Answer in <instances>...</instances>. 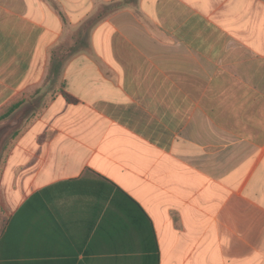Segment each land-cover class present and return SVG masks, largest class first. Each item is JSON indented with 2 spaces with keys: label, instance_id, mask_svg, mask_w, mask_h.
<instances>
[{
  "label": "crops",
  "instance_id": "obj_1",
  "mask_svg": "<svg viewBox=\"0 0 264 264\" xmlns=\"http://www.w3.org/2000/svg\"><path fill=\"white\" fill-rule=\"evenodd\" d=\"M21 102L0 264H264V0H0Z\"/></svg>",
  "mask_w": 264,
  "mask_h": 264
},
{
  "label": "water",
  "instance_id": "obj_2",
  "mask_svg": "<svg viewBox=\"0 0 264 264\" xmlns=\"http://www.w3.org/2000/svg\"><path fill=\"white\" fill-rule=\"evenodd\" d=\"M30 112L31 109L29 107L25 108L14 117L0 123V154L7 140L14 132L19 130Z\"/></svg>",
  "mask_w": 264,
  "mask_h": 264
},
{
  "label": "rangeland",
  "instance_id": "obj_3",
  "mask_svg": "<svg viewBox=\"0 0 264 264\" xmlns=\"http://www.w3.org/2000/svg\"><path fill=\"white\" fill-rule=\"evenodd\" d=\"M129 2H133V1H135V0H128ZM89 24V23H88ZM86 33L88 34V30L87 31H85L84 32V30H79V31H72V42H71V44L70 45H65L63 48H64V56H65V58L68 56V53L70 54V55H72L76 50H78V48L81 46L77 41H76V39H73V38H78V37H83V38H85L86 37ZM17 113H19V111L17 112ZM16 113V114H17ZM23 125V124H22ZM22 125H21V127H22ZM21 127L19 128V130L21 129ZM6 144H7V142H6ZM5 146V145H4ZM10 146L9 145H7L6 147H5V149H3L2 150V152H1V154H0V165H1V163H2V159H3V155H4V153L8 150V148H9ZM4 148V147H3ZM7 149V150H6ZM3 221H2V218L0 217V226L3 224L2 223Z\"/></svg>",
  "mask_w": 264,
  "mask_h": 264
},
{
  "label": "trees",
  "instance_id": "obj_4",
  "mask_svg": "<svg viewBox=\"0 0 264 264\" xmlns=\"http://www.w3.org/2000/svg\"><path fill=\"white\" fill-rule=\"evenodd\" d=\"M24 105V102H21V103H17L15 105H13L10 109H8L5 113L3 114H0V123L5 121V120H8L12 117H14L16 115V113L18 111H20V109L22 108V106ZM20 130H17L16 132H14L10 138L7 140V144H5L4 148L7 146V145H12L13 144V141L16 139L17 135L19 134ZM4 151V150H3Z\"/></svg>",
  "mask_w": 264,
  "mask_h": 264
}]
</instances>
